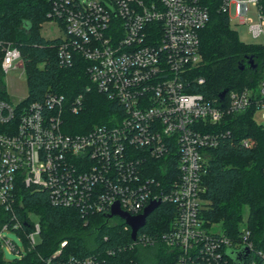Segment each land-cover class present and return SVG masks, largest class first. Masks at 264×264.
<instances>
[{"label":"built area","instance_id":"obj_1","mask_svg":"<svg viewBox=\"0 0 264 264\" xmlns=\"http://www.w3.org/2000/svg\"><path fill=\"white\" fill-rule=\"evenodd\" d=\"M50 1L51 22L64 33L60 63L71 66L75 53L84 58L92 87L118 103L121 114L85 133L71 134L65 115L84 107V94L70 104L58 94L15 104L0 93V206L10 216L0 227L1 248L6 245L20 260L39 243L41 226L31 219L36 215L22 217L16 209L22 204L16 205L15 192L23 186L46 192L52 206L74 209L83 218H107L116 203L131 216L143 214L152 202L170 203L176 208L174 224L154 236L140 233L142 228L133 241L123 220L112 217L107 223L123 221L130 231V248L163 246L175 255L176 264H233L227 254L238 245L219 227H206L201 218L202 179L211 151L228 135L220 129L226 117L264 111V73L254 87L208 98L193 91L205 83L194 71L202 62L201 32L213 11L231 25L250 21L249 31L257 38L264 34V0ZM251 5L256 22L249 18ZM0 50L3 74L23 67L17 47L0 40ZM171 154L177 162L173 177L152 178L149 160ZM23 222L30 223L32 231L24 233ZM6 232L19 235L22 245ZM244 232L242 244L251 249ZM66 247L63 241L41 257L42 264H109L112 253L81 260L64 256Z\"/></svg>","mask_w":264,"mask_h":264},{"label":"trees","instance_id":"obj_2","mask_svg":"<svg viewBox=\"0 0 264 264\" xmlns=\"http://www.w3.org/2000/svg\"><path fill=\"white\" fill-rule=\"evenodd\" d=\"M51 12L50 0H0V40L11 43L21 53L28 87L24 103L42 102L48 94H58L64 95L70 104L84 94V107L76 114L65 115V127L71 134L85 133L95 125L109 123L114 115L121 114V107L92 87L88 62L79 54H74L71 66L60 63L58 49L62 38L42 35L43 25L52 20ZM200 38L202 62L194 75L204 78L205 83L193 91L215 98L223 91L259 83L264 73V46L242 43L226 16L213 11ZM249 59L256 68L250 66ZM2 75L0 68V93L9 99ZM89 86L92 89L87 92ZM220 129L228 135L211 151L202 179L205 204L200 215L206 227H219L238 245L237 250L247 247L242 241L244 231L248 232L246 243L251 245V253L245 264L253 260L264 264V126L257 124L252 112H247L226 117ZM243 140L251 141L252 145L245 146ZM173 155L168 159H150L148 174L157 180L171 179L177 169ZM15 196L16 205L22 204L16 206L20 216L26 217L28 213L37 216L41 226L39 243L22 259L12 261L4 259L0 244V264H42L41 257L52 254L63 241L67 242L64 256L81 260L109 250L112 251L111 258H107L109 264L177 262L175 255L163 246L130 248V231L123 221L109 225L102 214L83 218L74 209L52 206L46 192H31L23 186L17 187ZM245 209L248 217L243 222ZM175 218L174 205L162 203L148 217L140 233L154 236L168 231ZM9 219L0 206V227ZM23 227L24 233L33 229L28 222H23ZM237 250L229 249L227 254L233 264L230 253Z\"/></svg>","mask_w":264,"mask_h":264},{"label":"rangeland","instance_id":"obj_3","mask_svg":"<svg viewBox=\"0 0 264 264\" xmlns=\"http://www.w3.org/2000/svg\"><path fill=\"white\" fill-rule=\"evenodd\" d=\"M86 1V0H81ZM234 14V12H233ZM249 18L256 22L258 20L257 12L255 11L254 7L250 6L249 11ZM250 21H247L245 24H241L240 22H234L231 27L237 33L240 41L249 46H264V34L260 37L254 38L251 32L249 31V24ZM42 35L46 38H55V37H62L64 35L61 32L60 27L56 22H49L45 23L42 27ZM23 64V60H22ZM3 83L6 88V91L9 95L10 100L13 103H18L28 97V87H27V73L23 67H19L18 69H14L9 71L6 74L2 75ZM254 120L257 122L258 125H264V111L258 110L253 114ZM248 217V209L244 210L243 214V222L246 221ZM31 219L36 222L37 217L31 216ZM114 221H112L113 223ZM111 223V222H110ZM244 223H242L241 227L244 228ZM5 235L8 239L13 240L19 246L22 245L21 239L19 235L13 232H6ZM3 257L7 261H12L14 259V255L9 252L6 245L2 246Z\"/></svg>","mask_w":264,"mask_h":264},{"label":"water","instance_id":"obj_4","mask_svg":"<svg viewBox=\"0 0 264 264\" xmlns=\"http://www.w3.org/2000/svg\"><path fill=\"white\" fill-rule=\"evenodd\" d=\"M249 64L250 66L254 69L256 68V64H254L252 59H249ZM241 69H244V65L241 66ZM227 91H223L219 96L221 98L224 97ZM160 206V202H152L143 212V214L139 216H131L128 213L124 212L121 210L120 206L118 203H116L112 207V212L107 216V218H112V217H118L121 220L127 224L131 230V238L132 240H136L138 232L146 225L148 217L155 211ZM250 249L248 247H244L241 250L234 251L230 253L233 255V259L235 264H245L246 260L250 256Z\"/></svg>","mask_w":264,"mask_h":264}]
</instances>
